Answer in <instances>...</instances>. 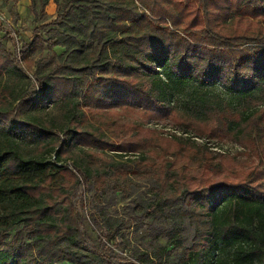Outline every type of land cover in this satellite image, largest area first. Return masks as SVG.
Segmentation results:
<instances>
[{
  "label": "trees",
  "instance_id": "1",
  "mask_svg": "<svg viewBox=\"0 0 264 264\" xmlns=\"http://www.w3.org/2000/svg\"><path fill=\"white\" fill-rule=\"evenodd\" d=\"M31 1L61 8L0 32V264H122L80 207L140 182L137 264H264V0Z\"/></svg>",
  "mask_w": 264,
  "mask_h": 264
},
{
  "label": "rangeland",
  "instance_id": "2",
  "mask_svg": "<svg viewBox=\"0 0 264 264\" xmlns=\"http://www.w3.org/2000/svg\"><path fill=\"white\" fill-rule=\"evenodd\" d=\"M31 0H0V32L2 34L10 33L14 39V46L9 45L11 51L19 49L22 41L32 39L36 35L37 28H43L45 25L55 21L59 15L60 8L54 2L44 10L46 15L41 16V6L38 14L30 13ZM45 30V29H43ZM40 30V31H43ZM57 52L64 51L62 48H55ZM51 52L47 50V54ZM51 56V55H48ZM32 78V72H29ZM203 91L212 94H219L225 100L238 101L231 93L226 91L222 85L214 87H200ZM195 88H190L188 93L178 97V103L182 108L190 107L193 102V92ZM257 96H260L257 93ZM166 130L171 131L169 128ZM114 153V151H111ZM135 191L121 188L117 195L111 196L108 193L98 194L94 189L87 191V199L80 207V217L84 219L85 232L98 243L101 237L107 235L112 226L125 224L115 238L108 242V248L113 250L115 259L122 264H137L135 262L136 254L143 252L150 247L155 240L149 229L152 224L149 220H142L136 205L148 206L152 201L151 186L148 183L140 182ZM127 195V197H124ZM85 196V197H86ZM93 215V217H92ZM15 230L11 233L14 236ZM192 230L189 228L186 232V244L191 241ZM160 244H165V240L159 239ZM109 253V252H108Z\"/></svg>",
  "mask_w": 264,
  "mask_h": 264
}]
</instances>
